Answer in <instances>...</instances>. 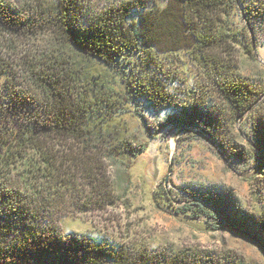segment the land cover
Instances as JSON below:
<instances>
[{
    "label": "trees",
    "instance_id": "1",
    "mask_svg": "<svg viewBox=\"0 0 264 264\" xmlns=\"http://www.w3.org/2000/svg\"><path fill=\"white\" fill-rule=\"evenodd\" d=\"M33 1L18 6L0 0L3 34H55L53 51L27 70L31 90L6 86L0 98V116L8 123L0 127V264H250L226 249L187 246L152 253L64 235L52 211L69 192L81 199L87 187L97 200L111 202L114 186L98 175L95 158L124 163L125 156L146 150L115 121L133 100L174 109L162 127L196 128L218 135L228 156H254L255 148L249 153L239 145V135L221 133L223 116L234 125L264 95V84L227 62L234 45L253 53L248 28L234 25L231 16L239 11L257 39L264 35V0H118L100 10L85 7L88 0H47V6ZM135 11L141 13L133 19ZM187 49L198 64L213 69L208 89L223 108L205 94L184 103L153 74L156 54ZM79 57L99 61L109 72L95 73ZM6 73L0 56V75ZM252 128V142L264 157V116ZM95 196L85 200L94 202ZM201 200L188 206L194 217L211 220L213 229H222L224 218L264 244V214L248 222L235 219L220 194Z\"/></svg>",
    "mask_w": 264,
    "mask_h": 264
},
{
    "label": "rangeland",
    "instance_id": "2",
    "mask_svg": "<svg viewBox=\"0 0 264 264\" xmlns=\"http://www.w3.org/2000/svg\"><path fill=\"white\" fill-rule=\"evenodd\" d=\"M6 1L24 6L22 0ZM117 1L88 0L84 6L100 10ZM33 3L48 4L47 0ZM140 13L135 11L131 17L136 19ZM231 21L237 27L248 28L250 39L247 42L253 46V53L234 45L227 62L233 64L235 72L263 85L264 35L255 39L248 21L239 11L231 16ZM53 34L45 31L9 36L0 32V56L10 70L0 75V98L7 94L6 86L10 90H31L27 70L53 51ZM155 57L158 71L153 74L178 99L188 103L196 95L205 94L224 107L222 100L212 97L208 89L213 69L198 64L189 49L159 52ZM78 59L95 73L109 72L99 61ZM126 109L115 121L124 128V136L145 144L146 150L135 157L125 156L124 163L113 164L103 157L95 158L98 175L108 186H114L111 202L97 200L90 190L87 192L88 187L81 199L77 192H69L65 203L59 201L53 208L52 219L57 228L64 235L77 234L97 242L106 241L117 249L142 247L152 253L187 246L226 249L243 255L250 264H264V244L252 232L224 218V227L213 229L209 224L211 220L194 217L188 209L192 201H202L201 197L212 199L220 194L235 219L251 222L253 217L264 214V157L252 142V122H259L264 116V95L249 108L252 114L246 112L234 125L228 115L221 118V137L239 135L240 146L249 153L251 147L256 149L254 156L248 159L228 156L219 146L218 135L210 137L196 128L178 132L181 129L160 126L174 109L156 110L144 99L133 100ZM4 118L0 116V127L8 126ZM87 193L95 196L94 202L85 200Z\"/></svg>",
    "mask_w": 264,
    "mask_h": 264
},
{
    "label": "water",
    "instance_id": "3",
    "mask_svg": "<svg viewBox=\"0 0 264 264\" xmlns=\"http://www.w3.org/2000/svg\"><path fill=\"white\" fill-rule=\"evenodd\" d=\"M181 131H183V129L179 130L178 132H181Z\"/></svg>",
    "mask_w": 264,
    "mask_h": 264
}]
</instances>
